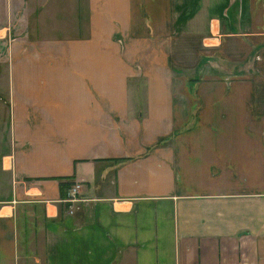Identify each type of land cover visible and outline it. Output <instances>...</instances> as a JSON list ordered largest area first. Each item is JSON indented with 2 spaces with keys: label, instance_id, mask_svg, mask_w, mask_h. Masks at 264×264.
<instances>
[{
  "label": "crops",
  "instance_id": "0c3cea01",
  "mask_svg": "<svg viewBox=\"0 0 264 264\" xmlns=\"http://www.w3.org/2000/svg\"><path fill=\"white\" fill-rule=\"evenodd\" d=\"M223 1L189 12L153 0L149 12L171 11L177 34L200 37L171 44L182 64L191 43L204 48L192 80L237 82L195 87L157 51L140 55L141 72L124 53L102 52L100 62L91 49L65 53L67 31L74 52L83 47L81 23L114 33L119 15L129 29L134 0H0L15 180L0 206V264H21L18 203L31 205L26 225L44 232L34 264H264V0ZM132 75L146 79L130 91L142 95L140 108L129 97ZM185 127L193 128L175 134ZM65 176L83 199L72 215L59 192Z\"/></svg>",
  "mask_w": 264,
  "mask_h": 264
},
{
  "label": "rangeland",
  "instance_id": "374dc122",
  "mask_svg": "<svg viewBox=\"0 0 264 264\" xmlns=\"http://www.w3.org/2000/svg\"><path fill=\"white\" fill-rule=\"evenodd\" d=\"M120 1V0H119ZM145 1L143 6V13L140 14L139 9L137 7L138 0H134L135 2V13L130 16L131 22L129 24V29L124 30L122 29L123 25L120 21L118 22V18L121 16L115 15L114 22H115V31L114 33L106 32L108 28L106 26H100L96 31L91 30L89 25H86L85 23H81L78 31V39L83 40V47L81 49H77L74 52V49L72 46H74V42L76 39H73L75 36L74 31H67L65 32V37L67 38L66 46H65V53L67 55L69 54H77L81 53L82 55L86 53L87 50L91 49L92 56H95L98 62H100V57L103 53L107 54H119L123 56L124 54H127L130 57V67L132 70L141 72L145 70V66H147V63H142L140 60L141 56L149 57L150 54H153V51L160 52L162 54V57L167 63V69L171 70V73L173 76H179L184 75L187 78V82H189L190 86H236L237 82L231 81V80H192L190 76L197 73V70H194L191 66L196 61V59L202 54V45L196 46L194 43H191V46L186 49V51L183 52L182 59H184L187 64H182L178 61H180L178 57H172L170 55V52L172 50L171 44L175 43L173 38L176 36L179 37L180 40H185L186 38L193 37V41L197 39V41L200 39L199 36H195L194 32H192L191 29H183V31H186L184 35H179L177 32H179L176 27H174V21H173V15L172 12H169V15H153L149 12L153 9V0H142ZM141 1V2H142ZM156 1V0H155ZM179 4H177L176 0H173V4L171 5L170 10L178 8L181 11V8L187 7L189 8V12H191L194 7L197 5V3L200 0H178ZM157 2L162 6L166 4L165 0H157ZM218 2H221L223 4V0H218ZM229 2V1H228ZM216 3V2H215ZM221 4V6H222ZM228 4V3H227ZM70 17V16H69ZM179 22V21H178ZM181 22V21H180ZM49 32L45 33L48 34ZM113 34V36H109ZM208 34V33H207ZM207 34L205 36H207ZM93 37V42L89 41L90 38ZM112 41L116 44L118 43L120 46L118 49H115V47H111L110 45H105L106 41ZM153 40H157L159 44H153ZM72 46L69 45V42H72ZM192 40L190 42H193ZM187 42V41H186ZM0 46L2 47L1 52H5V48L8 49L9 47L6 46L3 43H0ZM36 48L41 53V47H29L30 53L32 52V49ZM57 49V47H54ZM185 49V48H184ZM26 52V50L24 49ZM187 52V53H186ZM1 54V53H0ZM141 55V56H140ZM187 55V56H186ZM186 56V57H185ZM124 57V56H123ZM4 59L2 58L0 60V206L3 204H6L8 201H11L12 194L14 192L12 188V183L15 185V180L13 178V157L11 155L6 156L11 148L10 146L14 143L10 142V136H11V106H10V99H9V78H8V66L6 63H3ZM209 75H217L220 74L219 72L215 70H209ZM100 81H102L100 79ZM146 79L144 75H132L127 78V88L129 91V97L134 99L135 103L134 105L138 104V108H140V104L144 103V100L142 99V95L140 93L133 95L130 93L131 90H135L136 92H140L143 87H145ZM179 84V83H178ZM132 95V96H131ZM196 119V117H193ZM193 127H185L182 129H177L175 134L185 133L187 130L192 129ZM248 133V132H247ZM165 138H160L155 144L151 146H159L165 143ZM150 150V148H149ZM137 158V157H136ZM129 159H134V157H131ZM126 161V160H125ZM9 162L12 165L11 169H7V166ZM7 165V166H6ZM261 176H255V178H260ZM244 179V178H243ZM242 179V180H243ZM105 180V179H103ZM80 187V185H79ZM9 191V193H8ZM68 191V190H67ZM9 194V195H8ZM8 195V196H7ZM81 199V198H79ZM63 200V199H61ZM83 199H81L79 202H82ZM14 202V201H13ZM77 203L74 204L75 208L73 210V213L77 207ZM28 204L25 205V203H18L15 206L14 215L17 214L20 216L19 218L16 217L17 225L20 226L21 232H19L18 236V244H19V254H20V261L21 264H34L35 258L42 257L40 255V248L43 244V234L44 232L41 230L38 231L37 227L26 226V229L23 232L22 224H25L26 218H29V214L27 213L28 210H32ZM36 209H39L38 207ZM69 207L66 209L67 213L69 215H72L73 213L69 212ZM37 211V210H36ZM34 237V238H33ZM42 260V258H41ZM41 260H39V263H41ZM20 263V262H19Z\"/></svg>",
  "mask_w": 264,
  "mask_h": 264
},
{
  "label": "trees",
  "instance_id": "16d2710c",
  "mask_svg": "<svg viewBox=\"0 0 264 264\" xmlns=\"http://www.w3.org/2000/svg\"><path fill=\"white\" fill-rule=\"evenodd\" d=\"M196 79H197L196 77L193 78V80H196ZM128 159L129 158H107L106 160L118 163V162H123V161L128 160ZM71 178H73V176H65V177H61L60 178V181H59V192H60L61 199H64L67 196V190L73 184L72 180H70ZM8 193H9V191H8ZM62 205H63V207L65 209V208H68L70 204L68 202H63ZM40 220H41L42 224H45V222H46L45 216H42ZM26 226H27L26 223L23 224V232L26 229Z\"/></svg>",
  "mask_w": 264,
  "mask_h": 264
},
{
  "label": "built area",
  "instance_id": "2783aa9c",
  "mask_svg": "<svg viewBox=\"0 0 264 264\" xmlns=\"http://www.w3.org/2000/svg\"><path fill=\"white\" fill-rule=\"evenodd\" d=\"M8 167H10V162L8 164ZM78 188H79V184L75 183L74 185H72L68 191H67V196L63 199V202H68L69 205V212L73 213V210L75 208V205L77 202H79L81 199H79L78 197Z\"/></svg>",
  "mask_w": 264,
  "mask_h": 264
}]
</instances>
